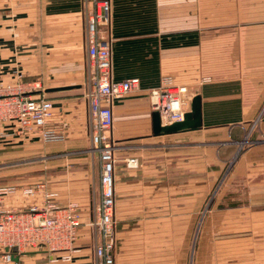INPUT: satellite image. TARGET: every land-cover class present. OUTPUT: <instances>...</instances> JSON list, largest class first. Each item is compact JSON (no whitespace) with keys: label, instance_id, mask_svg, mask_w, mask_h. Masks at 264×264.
Listing matches in <instances>:
<instances>
[{"label":"crops","instance_id":"crops-1","mask_svg":"<svg viewBox=\"0 0 264 264\" xmlns=\"http://www.w3.org/2000/svg\"><path fill=\"white\" fill-rule=\"evenodd\" d=\"M91 1L0 0V81L15 84L21 75L24 84L39 86L36 93L52 102L53 127L64 136L47 143L59 144L55 146L45 145L39 137L13 139L10 145L34 148L31 152L37 151L34 154L40 158L47 153L50 162L83 156L63 163L66 170L59 173L52 171L58 164L49 163L51 171L37 201L61 207L78 203L84 220L101 200V178L95 174L98 169L88 167L90 149L84 145L90 133L84 99L85 10ZM110 2L107 33L113 40L114 80L137 78L141 84L138 92L115 104L113 137L145 144L139 145L145 152L137 167H128L129 158L116 163L114 264H232L237 248L228 236L235 230L200 225V154L202 149L220 156L228 150L237 152L232 146L243 141L255 124L257 130L249 136L253 144L244 149L237 165L247 171L248 186L257 188L261 204L256 210L232 211L231 216L246 218L245 236L240 239L248 244L242 251L247 254L243 263L264 264V0ZM165 77L201 97L200 131L153 136L149 91ZM11 130L0 124V134ZM23 190L5 198V205L23 209L33 203L35 199L23 196ZM49 194L56 196L47 199ZM75 247L70 261L61 259L70 254L45 250L16 260L94 264L90 228L81 231Z\"/></svg>","mask_w":264,"mask_h":264},{"label":"built area","instance_id":"built-area-1","mask_svg":"<svg viewBox=\"0 0 264 264\" xmlns=\"http://www.w3.org/2000/svg\"><path fill=\"white\" fill-rule=\"evenodd\" d=\"M112 8L110 0H92L85 10L87 71L84 99L89 109L92 151L101 162V200L94 204L88 219L77 204L61 207L55 203L37 201L43 186L23 190L22 195L35 199L23 209L5 205V196L16 189L0 191V264H19L20 256L37 250L72 254L81 231L88 227L93 232L94 264H114L117 245L115 219V156L112 132L115 104L140 90L137 78L115 81L113 77V40L108 36ZM16 83L0 81V124L11 132L2 138L30 140L40 137L46 143L59 142L64 136L53 127L54 108L39 86L24 84L19 75ZM209 79L204 82H208ZM153 112H158L163 126L181 122L190 111L193 96L187 87L165 77L159 87L149 91ZM129 168L138 166L136 159L128 160ZM55 194L46 195L54 199ZM71 254L63 256L70 261Z\"/></svg>","mask_w":264,"mask_h":264},{"label":"rangeland","instance_id":"rangeland-1","mask_svg":"<svg viewBox=\"0 0 264 264\" xmlns=\"http://www.w3.org/2000/svg\"><path fill=\"white\" fill-rule=\"evenodd\" d=\"M190 95L192 94L190 93ZM256 127L257 124L253 125L249 130L248 136L245 137L243 141H239L240 143H237V145L232 146L238 148L237 152H235V150H228L226 152L224 151V154L222 153L220 156L214 153L213 150L202 149V153L200 154V178L202 184L200 225L202 227L228 226L235 231H240H234L228 236L234 241L232 247L237 248V251H234L233 254L232 264H245L243 262L246 260L247 254L246 252L242 254V251L247 250L248 244L247 242L242 243L240 240L245 236L242 233V229H244V226H247L246 218L243 219L241 216L232 217L231 213L232 211H241L244 209L256 210L261 204L257 201L259 200L257 194L259 191L256 190L257 188H250V186H248L247 171L242 170L239 168V165H237L238 158L244 149L253 144L249 136L254 134L255 130H257ZM112 139L115 142L114 146L117 163L120 161V158H129L127 161L131 159H143L145 150H143L144 147H140L139 145L145 146V144H141L140 141H135V139L128 143H125L126 141L118 142V140L113 137V132ZM12 141L13 140L9 138L1 139L0 191L3 189H26L41 186L46 182V175L51 171L49 170V163L58 164V166H54L52 171L59 173L66 170V166H64L63 163L67 161L71 162L73 159L77 161L83 158L81 155H69V157L64 156L63 158L50 162L47 153L45 158H40L39 156L41 154H34L37 153V151L31 152L34 148H32V150L28 147L17 148L19 145H10ZM43 143L47 146L59 145L47 144L44 141ZM84 145L90 149L89 153L87 152L88 156L91 155L88 160V167L90 169L93 167L95 171L98 169V172H95V174H98L97 178L99 179L101 178V162L99 156L92 151L90 135L88 139H84ZM129 145L132 146L131 150L128 148ZM8 147H12V149ZM134 147L138 148L136 149ZM42 151H44V149ZM222 159H225L226 163L222 161ZM222 162H224V164H221ZM94 190L95 189L92 188L93 193ZM10 195L12 194H8L5 197L7 198ZM5 203L7 204V202ZM72 204H77L79 206L78 203ZM226 212L228 213L227 215ZM221 232L224 233V228ZM223 237L225 236L223 235Z\"/></svg>","mask_w":264,"mask_h":264},{"label":"water","instance_id":"water-1","mask_svg":"<svg viewBox=\"0 0 264 264\" xmlns=\"http://www.w3.org/2000/svg\"><path fill=\"white\" fill-rule=\"evenodd\" d=\"M203 128L202 99L195 96L183 121L163 126L158 112L152 114V132L154 137H166L188 132L200 131ZM17 261V260H16Z\"/></svg>","mask_w":264,"mask_h":264}]
</instances>
